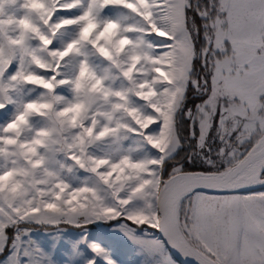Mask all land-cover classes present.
I'll list each match as a JSON object with an SVG mask.
<instances>
[{"label":"snow or ice","instance_id":"obj_1","mask_svg":"<svg viewBox=\"0 0 264 264\" xmlns=\"http://www.w3.org/2000/svg\"><path fill=\"white\" fill-rule=\"evenodd\" d=\"M0 264H264V0H0Z\"/></svg>","mask_w":264,"mask_h":264}]
</instances>
